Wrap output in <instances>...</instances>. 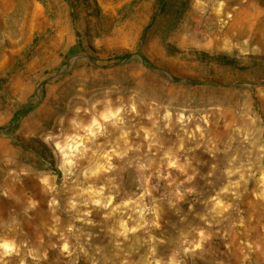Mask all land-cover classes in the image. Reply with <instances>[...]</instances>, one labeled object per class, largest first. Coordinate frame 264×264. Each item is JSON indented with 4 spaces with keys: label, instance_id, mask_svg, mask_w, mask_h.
<instances>
[{
    "label": "rangeland",
    "instance_id": "374dc122",
    "mask_svg": "<svg viewBox=\"0 0 264 264\" xmlns=\"http://www.w3.org/2000/svg\"><path fill=\"white\" fill-rule=\"evenodd\" d=\"M5 241L0 264H264V0H0Z\"/></svg>",
    "mask_w": 264,
    "mask_h": 264
},
{
    "label": "clouds",
    "instance_id": "9594fccd",
    "mask_svg": "<svg viewBox=\"0 0 264 264\" xmlns=\"http://www.w3.org/2000/svg\"><path fill=\"white\" fill-rule=\"evenodd\" d=\"M77 111H79V109H77ZM111 116H112L111 113L108 114V115H105V116H104V119H105V120H108V119L111 118ZM99 128H100V125H99L98 121H96V120L94 119V120L92 121L91 126H89V127L86 129V131H87L90 135L95 136L97 133H96L95 131H93V129H99ZM70 139H71V138H70ZM58 147H59V145H58ZM67 147H68L71 151L74 152V151L76 150V148H78L79 146L76 145V146L74 147L72 143H69V145H68ZM61 150L64 151V149H61ZM67 162H68L69 164L72 163L71 160H68ZM171 166H172V167H175L176 165H175V163H173ZM95 203H96V204H99L100 201L97 200V201H95ZM15 247H16V246H15V244H14L13 242L5 241V242L0 243V249H3V250H4V255H10L13 251H15ZM68 250H69V245H68L67 243H65V244L63 245V251L67 252Z\"/></svg>",
    "mask_w": 264,
    "mask_h": 264
},
{
    "label": "trees",
    "instance_id": "16d2710c",
    "mask_svg": "<svg viewBox=\"0 0 264 264\" xmlns=\"http://www.w3.org/2000/svg\"><path fill=\"white\" fill-rule=\"evenodd\" d=\"M157 1H159V6H160V9L162 10V9H164V7H165V4L167 3V0H157ZM130 56L128 55V54H126V55H124L123 56V58H129ZM190 83H193V84H195V82H193V81H191Z\"/></svg>",
    "mask_w": 264,
    "mask_h": 264
}]
</instances>
